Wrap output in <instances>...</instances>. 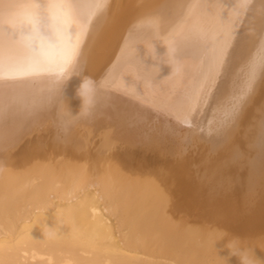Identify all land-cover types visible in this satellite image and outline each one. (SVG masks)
Returning <instances> with one entry per match:
<instances>
[{
    "label": "bare ground",
    "instance_id": "6f19581e",
    "mask_svg": "<svg viewBox=\"0 0 264 264\" xmlns=\"http://www.w3.org/2000/svg\"><path fill=\"white\" fill-rule=\"evenodd\" d=\"M24 7L0 0V264H264V0H70L58 47L31 32L68 63L35 71Z\"/></svg>",
    "mask_w": 264,
    "mask_h": 264
},
{
    "label": "snow or ice",
    "instance_id": "6c2138e0",
    "mask_svg": "<svg viewBox=\"0 0 264 264\" xmlns=\"http://www.w3.org/2000/svg\"><path fill=\"white\" fill-rule=\"evenodd\" d=\"M69 2L70 0H24L23 21L20 22L22 35L17 43L22 46L31 43L32 50L36 53L31 62L25 66V70H44L49 67L50 63H55L58 68L62 69L68 63L67 60L50 61L45 52L36 48L35 38L31 32L33 28L40 30L42 38L47 39L51 47H58L59 41L54 38V42H50L44 33L48 32L47 28L53 16L60 18L62 28L70 25L71 14L67 11ZM261 61L264 62V49L261 50ZM4 70V45L0 40V81L4 78ZM20 70L19 67L14 69V71Z\"/></svg>",
    "mask_w": 264,
    "mask_h": 264
},
{
    "label": "clouds",
    "instance_id": "9594fccd",
    "mask_svg": "<svg viewBox=\"0 0 264 264\" xmlns=\"http://www.w3.org/2000/svg\"><path fill=\"white\" fill-rule=\"evenodd\" d=\"M166 47V55L168 54V48ZM70 80V79H69ZM97 92V82L90 76L84 75L81 77V81L76 89V97L80 99L81 105L79 112L73 115L69 106L64 113V122L66 126H71L81 116H87L90 114V110L95 104ZM233 242H229V247ZM236 255V253H233ZM240 264H251V261L246 253L241 252L239 254Z\"/></svg>",
    "mask_w": 264,
    "mask_h": 264
}]
</instances>
